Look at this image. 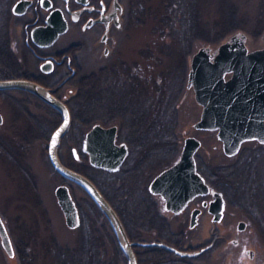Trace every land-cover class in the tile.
Masks as SVG:
<instances>
[{"label":"rangeland","instance_id":"374dc122","mask_svg":"<svg viewBox=\"0 0 264 264\" xmlns=\"http://www.w3.org/2000/svg\"><path fill=\"white\" fill-rule=\"evenodd\" d=\"M127 2L130 10L129 0ZM160 4L161 0H151L143 21L134 22L132 17H129L111 58L97 57V50L92 51L88 48L81 50L78 53V60L81 64L78 76L85 79L102 70L103 65L111 62L120 64L121 60H125L131 65L139 62L145 66L148 60L145 52L149 48L156 54H158V50H161V58L158 59V62L150 60L152 69L148 70L147 67H142L137 69L138 72L144 70L147 74L153 72L157 76L158 72L163 69L179 63L181 56L177 46L171 44L166 48L167 50L162 51L164 41L156 31L157 23L154 14H152L156 8L160 7ZM197 7L200 11L199 21L202 29L199 31L198 39L193 42L191 53L187 56L185 80L182 87L179 88L176 98V132L181 139L179 155L185 137L195 135L202 141L196 153L197 163L199 161L214 170L220 166L246 165L258 175L264 191V144L258 140H247L242 144L237 154L227 155L223 150L222 140L218 137L217 130L195 127L194 124L200 119L203 106L197 101L194 88L188 86V72L191 68L192 55L200 46L207 45L215 49L233 34L243 32L246 34V43L250 50L264 47V0H201ZM219 32L224 35L221 37ZM71 34L72 32L63 36L56 46L61 48L66 46ZM133 69L129 68V70ZM137 70L133 71V74L137 73ZM126 77L124 78L130 79L128 76ZM80 82L79 80V84ZM22 97L28 96L25 92L12 88L0 91V104L5 115V123L0 127V131L6 132L10 125H15L13 103ZM97 122L105 125L118 124H106L100 120H95L94 123ZM93 124L83 127L82 132L77 128L71 132L63 140L64 149L61 151V156L65 162L72 163L78 170L85 169L89 175L97 178L106 188L108 182L112 180L116 185H119V181L114 175L109 174L105 169L91 165L89 156L82 163L74 161L71 156V147L77 146L78 151L80 150L79 142L83 140L85 133ZM23 125L25 126V123ZM117 140L123 141L121 138ZM45 141L47 139L40 138L33 150L27 151L25 160L31 167L27 171L19 172L14 167L11 169L0 158V212L5 217L11 236L17 242L24 243L22 247L28 254V258L34 260L33 264L52 262V254H54L52 251L55 245L74 250L80 245L83 236L92 240V246L94 245L99 251L101 264H128L125 252L123 254L119 250L118 240L106 215L78 184L54 171L41 149ZM82 153L79 151L80 158ZM133 157L134 154L129 152L126 158L127 164L129 163L127 169L131 167ZM177 158L162 166H156L155 163L147 165V170L143 176L139 177L136 190H132L130 209H139V207L144 209L146 208L145 204H149L152 218L157 222L163 221L169 225L174 231L173 238L181 241V249L196 250L209 247L195 256H181L172 251L160 264H250L247 261L251 259L252 264H264V223L261 214L258 215L251 209L249 201L239 202L234 197L229 200L223 189L213 186L222 191L226 198L224 217L220 221H214L212 214L204 207L198 224L191 228L189 226L191 210L203 199L209 200L211 195L199 196L191 201L183 212L173 213L164 208L161 196L150 192L149 183L154 176ZM59 184L69 185L78 206L81 224L76 228H71L66 223L64 212L55 193ZM239 220L247 221V225L244 230L238 232L240 233L239 242L235 243L233 240L238 234L237 223ZM150 226L152 225L148 222L146 225H140V237L134 240H156V228L153 230ZM138 246L141 247V245ZM189 246L193 248L187 249ZM241 251L245 253V258H249L251 252H253V257L238 260ZM3 252L0 251V264H19L15 259H10L11 256L8 253ZM6 259L7 261H5ZM149 263L152 264V262Z\"/></svg>","mask_w":264,"mask_h":264},{"label":"trees","instance_id":"16d2710c","mask_svg":"<svg viewBox=\"0 0 264 264\" xmlns=\"http://www.w3.org/2000/svg\"><path fill=\"white\" fill-rule=\"evenodd\" d=\"M150 1L129 0L132 21L140 22L145 19ZM200 1L161 0L160 7L152 13L157 23L156 31L164 41L162 51L167 50L166 48L171 44L177 46L181 56L179 63L163 69L157 76L149 71V74L144 70L138 72L137 69L142 67L152 69L150 60L158 62L161 58V50L156 54L149 48L145 52L148 59L145 66L138 62L133 63L134 67H132L127 61L121 60L120 64L111 62L103 65L102 70L85 79L80 76L81 87L72 99V131L76 128L81 130L83 127H88L95 120L106 124L118 123V138L126 141L130 153L134 154L130 168L127 169L129 163L127 164L126 159L119 171H108L116 177L119 185L112 180L108 182L106 188L85 169H80L101 188L116 208L129 237L133 240L140 237L139 226L148 222L151 223L150 227L153 230L156 228V240L182 247L181 241L173 238L174 231L166 222H157L152 218L149 204L146 203L144 209L140 207L130 209L129 205L132 202L130 200L132 190H136L139 177L143 176L147 165L169 164L179 155L181 139L176 132V98L185 80L187 56L191 53L193 42L198 39L199 31L202 29L199 21L200 11L197 7ZM220 34L221 37L224 35ZM130 67L134 69L129 70ZM136 70L137 73L133 74ZM126 76L130 79H125ZM87 157L88 155L83 152L81 160ZM70 166L74 165L70 163ZM198 168L212 186L225 191L229 200L234 197L239 202L249 201L251 209L258 215L261 214L264 223V191L258 175L248 166L237 164L220 166L214 170L198 161ZM82 238L80 245L74 250L55 245L52 251L53 259L49 264H101L99 251L94 245L92 246V240L85 236ZM190 248L193 247H187ZM119 250L124 254L120 245ZM22 251L24 258L28 259L23 247ZM135 251L138 264H150L149 262L160 264L172 253L171 250L160 246L137 245Z\"/></svg>","mask_w":264,"mask_h":264},{"label":"water","instance_id":"95a60500","mask_svg":"<svg viewBox=\"0 0 264 264\" xmlns=\"http://www.w3.org/2000/svg\"><path fill=\"white\" fill-rule=\"evenodd\" d=\"M65 29L66 26L51 35L50 41L45 44H51ZM246 39L245 33L237 32L215 49L200 46L192 55L188 72V86L194 88L195 97L203 106L200 119L194 125L198 129L217 130L223 150L229 156L237 154L247 140H258L264 144V47L250 50ZM12 87L33 91L62 112L63 120L50 139L51 162L62 175L81 185L100 207L127 256L128 264H138L137 245L165 247L181 256H195L209 247L185 250L164 241L131 239L116 208L97 184L86 174L63 163L58 154V145L72 121L68 105L51 93L49 88L34 80L0 79V88ZM117 139L118 124L94 123L83 140V150L88 154L90 164L111 172L119 171L130 149L127 142ZM201 144L197 136H186L179 157L154 176L149 190L161 196L165 209L174 213L182 212L197 196L211 195L209 200L203 201V205L208 207L214 221H220L224 217L226 198L198 168L196 153ZM56 196L67 225L71 228L80 226V212L69 185L59 184ZM201 212V206L192 209L191 228L198 224ZM246 225L247 221L239 220L237 229L244 230ZM0 235L5 249L13 254L12 241L1 215Z\"/></svg>","mask_w":264,"mask_h":264},{"label":"flooded vegetation","instance_id":"af4514ba","mask_svg":"<svg viewBox=\"0 0 264 264\" xmlns=\"http://www.w3.org/2000/svg\"><path fill=\"white\" fill-rule=\"evenodd\" d=\"M129 17L131 18L127 0H0V79L27 78L41 83L63 100L71 111L72 99L81 87L78 53L88 48L97 50L99 58H111ZM65 26V31L51 44H45L50 41L51 35ZM70 32L72 34L68 44L62 48L57 47L59 40ZM5 89L7 88H0V91ZM12 89L25 92L28 97L16 98L13 103L15 125H10L6 132L0 131L1 160L19 172L31 169L25 160L27 151L33 150L37 141L44 138L47 139L41 148L44 156L55 172L68 178L54 168L49 152L51 136L63 120L62 112L31 90L17 87ZM0 115L1 127L5 123L1 104ZM72 122L73 117L69 130L62 136L58 145V154L68 166L70 164L63 160L61 151L64 149L63 140L74 131L71 129ZM79 131L82 132V129ZM83 140L79 142V151L86 153L83 150ZM79 151L77 146L71 147L74 161H82ZM70 167L78 170L74 166ZM79 186L87 193L81 185ZM204 200L195 207L201 206L202 211L206 207L208 210V207L203 205ZM163 204L165 208V203ZM0 215L7 227L5 217L1 212ZM240 231L242 230L237 229V233ZM8 233L14 253L9 254L5 249L1 235L0 251L8 253L10 259H15L19 264H33L34 260L24 258L21 248L24 243L17 242L9 230ZM239 235L240 233L233 240L235 243L239 242ZM250 255L249 258H252L253 252ZM249 258H245V253L241 251L238 260ZM251 260L247 263L252 264Z\"/></svg>","mask_w":264,"mask_h":264},{"label":"snow or ice","instance_id":"6c2138e0","mask_svg":"<svg viewBox=\"0 0 264 264\" xmlns=\"http://www.w3.org/2000/svg\"><path fill=\"white\" fill-rule=\"evenodd\" d=\"M53 143H55V141H53Z\"/></svg>","mask_w":264,"mask_h":264}]
</instances>
